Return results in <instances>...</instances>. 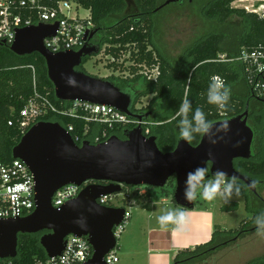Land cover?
I'll use <instances>...</instances> for the list:
<instances>
[{
	"label": "trees",
	"instance_id": "trees-1",
	"mask_svg": "<svg viewBox=\"0 0 264 264\" xmlns=\"http://www.w3.org/2000/svg\"><path fill=\"white\" fill-rule=\"evenodd\" d=\"M74 1L88 11L94 23L93 30L96 31L93 38L100 34L93 44L99 47V52L105 45L104 51L111 57L106 63V68L113 72H127L125 76L111 74L101 78L110 80L131 96L132 114L129 115V119L135 120L139 116L144 121L141 125L142 130L149 129L146 135L156 137L157 146L162 152L171 151L176 146L179 138L178 124L182 117L175 116V113L185 97L192 102L193 110L201 108L212 122L238 115L248 105L247 122L254 130L253 155L249 159L235 160L234 167L256 182L257 193L250 191L241 180L232 178L226 180H235L240 191L239 194L233 192L232 195L240 196L245 200L252 217L243 220L234 230H221L216 225L207 242L179 250L172 264H185L221 247L223 242L217 240L220 233L236 236L256 229L255 217L264 213V198L260 193L264 187V100L253 95L244 77L243 64L237 57L243 47L264 42V18L243 8L232 7L231 4L235 0H208L202 7L203 14L219 28L200 37L184 55L172 62L153 42L154 15L161 9L156 10V8L165 0H133L135 10L130 14L124 13L128 6L127 0ZM43 2L49 6L56 4V0H43ZM111 16L117 19L109 21ZM234 16L240 18L243 23V31L240 34H230L221 28L225 21ZM231 35L236 37L233 39ZM230 41L234 42L231 47L228 46ZM221 54L225 55L223 59L220 58ZM88 59L89 57L82 59L81 65L78 66L79 70L87 73L84 64ZM152 73L154 78L151 76ZM213 76L222 78L231 89L230 99L223 109L207 102V89ZM148 94L152 95L148 106L136 108L135 105L140 97ZM40 97H47L56 107V112H50L42 120L58 122L65 129L71 126V135L73 137L78 135L81 141L98 143L100 140L95 141L93 138L102 139L103 131L108 135L119 137L124 132L123 128L132 129L135 125L129 122L121 128L109 129L104 123L85 121L84 111L77 110L74 115L62 112L68 108V102L55 98L44 59L37 53L17 56L8 47L2 46L0 47L1 160L6 162L12 160V149L24 134L18 126L19 111L28 101ZM153 106L155 110L151 115L144 117L145 110ZM191 116L190 112L189 120ZM8 121H11L10 125ZM193 136L189 143L196 145L201 136L196 132ZM213 178L209 174L206 181ZM167 186H170L171 190L162 187L160 191L173 201L175 184L172 179L168 180ZM226 205L222 206V210L227 209ZM39 237L40 233L19 234L16 256L9 258L11 264L44 262L47 256L39 244ZM247 264H264V257L252 259Z\"/></svg>",
	"mask_w": 264,
	"mask_h": 264
},
{
	"label": "water",
	"instance_id": "water-1",
	"mask_svg": "<svg viewBox=\"0 0 264 264\" xmlns=\"http://www.w3.org/2000/svg\"><path fill=\"white\" fill-rule=\"evenodd\" d=\"M184 1L193 0H165L156 10ZM56 28L57 22L17 29L8 48L17 56L37 53L44 59L57 100L108 105L131 115L129 94L108 79L78 69L84 57L98 54L96 44L56 53L44 46V38L54 35ZM95 34L93 30L85 37ZM247 120L248 105L238 115L214 121L210 134L196 145L178 138L175 148L167 152L158 148L155 136L144 135L139 125L126 132L124 139L111 135L99 143L83 140L77 144L58 122L38 121L12 149V158L23 161L33 176L35 208L25 217L0 219V258L16 256L19 234L40 233L39 244L48 258L59 256L66 237L73 235L85 237L91 246V256L83 264H106V254L117 246L113 227L123 221L125 209L101 205L97 199L120 192L122 185L162 188L173 177V202L193 208L195 200L184 197L186 174L209 165L211 176L222 171L226 178L241 180L257 193L256 182L234 167L235 160L253 155L254 130ZM224 121L227 131L222 128ZM67 184L80 186V192L58 210L52 204L53 195Z\"/></svg>",
	"mask_w": 264,
	"mask_h": 264
},
{
	"label": "built area",
	"instance_id": "built-area-1",
	"mask_svg": "<svg viewBox=\"0 0 264 264\" xmlns=\"http://www.w3.org/2000/svg\"><path fill=\"white\" fill-rule=\"evenodd\" d=\"M262 1L263 3L259 6L252 4L250 7L242 6L241 8L264 18V0ZM79 8L82 7L74 0H56L54 6L45 4L43 0H0V47H9L13 43L17 29L55 22H57V28L54 35L43 40L44 46L49 51L53 53L77 51L86 43L93 44L90 43L92 38L86 39L85 34L93 31L94 23L89 13L85 17H80ZM220 58L223 59L224 54H221ZM237 59L243 64L244 77L253 95L264 100V42L243 47ZM77 110L85 112L83 116L85 121L104 123L109 129L121 128L129 122H133L134 127L144 123L141 118L130 120L128 115L108 105L80 100L68 102V108L62 112L74 115ZM50 112H56V107L47 97L31 99L19 111L18 126L25 133ZM8 124L10 125L11 121H8ZM66 130L71 134L72 127ZM142 132L146 135L149 129L145 128ZM110 136L103 131L102 139L96 137L95 141L102 142ZM72 138L76 143L81 141L78 135ZM147 187L149 186L143 188L142 185H122L120 192L100 196L97 201L104 206L117 207L110 205L109 199L111 196L121 195V200L127 204L132 202V197L135 202H139L141 197L149 196ZM80 189L81 187L75 184H67L59 188L53 195V206L59 210L65 202L75 198ZM34 208V181L28 167L20 159L12 158L7 162L0 159V219L25 217ZM124 209L123 221L113 227V234L117 241L130 218V212ZM65 240L64 250L59 256L47 257L44 262L37 264H83L91 256V246L85 237L69 235ZM115 248L106 254V264H115L118 261ZM0 264H11V261L9 258H0Z\"/></svg>",
	"mask_w": 264,
	"mask_h": 264
},
{
	"label": "rangeland",
	"instance_id": "rangeland-1",
	"mask_svg": "<svg viewBox=\"0 0 264 264\" xmlns=\"http://www.w3.org/2000/svg\"><path fill=\"white\" fill-rule=\"evenodd\" d=\"M207 1L195 0V2L191 3L169 4L161 7L160 11L154 15L153 42L170 61L175 62L200 37L219 28L215 23L206 19L203 14L202 7ZM261 3H263L262 0H236L231 6L241 8L242 6L250 7L252 4L259 6ZM127 5L124 13H133L135 10L133 0H127ZM78 14L80 17H85L88 15V11L84 8H79ZM116 19L117 17L111 16L109 21ZM221 28L230 34H240L243 31V23L240 18L234 16L225 21L221 25ZM231 37L234 39L236 36L231 35ZM233 44L234 42L230 41L228 46L231 47ZM104 48L105 45H103L98 54L89 56L88 61L84 64L87 73L96 77H107L111 74L120 76L127 75V72H113L106 68V63L111 60V57L105 53ZM151 76H153V73ZM151 97V94L141 96L135 107L146 108ZM146 110L152 111L155 110V107L153 106ZM95 138L93 139L95 140ZM170 179L175 184V179L173 177ZM167 185L168 181L164 187L171 190V187ZM142 187L146 188L144 185ZM147 189L149 196L141 197L138 203L132 197V202L127 204L121 200V195L118 197L111 196L109 199L110 205L126 208L131 213L117 241L115 250L119 261L115 264H127L128 260L131 259L126 253L127 249L132 246L140 248L143 246L144 235L139 230L146 226L147 216L151 210L149 200L159 203V207H164V204L170 201L169 197L161 193L160 188L149 186ZM199 191L197 189V193ZM260 193L264 198V187H262ZM162 198H167L168 201L163 203L159 202ZM194 200L196 205L207 206L208 204L199 194H197ZM169 203L175 205L173 201ZM234 203L236 206L233 207ZM224 204H227L226 210H222ZM219 205L220 207H218ZM213 213L215 218L214 222L221 230L237 229L243 220L252 217V214L247 209L245 200L237 195H232L225 199L220 197L214 199ZM233 236V234L220 233L217 240L223 242L221 247L205 254L202 258L194 259L185 264H247L252 259L264 257V237L257 235L256 229ZM144 254L145 252H143Z\"/></svg>",
	"mask_w": 264,
	"mask_h": 264
},
{
	"label": "clouds",
	"instance_id": "clouds-1",
	"mask_svg": "<svg viewBox=\"0 0 264 264\" xmlns=\"http://www.w3.org/2000/svg\"><path fill=\"white\" fill-rule=\"evenodd\" d=\"M231 95V89L225 81L219 76H213L207 89V102L216 105L218 108H225ZM192 113L189 120V113ZM175 116L182 117L178 124L179 138L190 142L193 139V133H199L203 138L210 134L213 122L210 121L201 108L193 110L192 102L185 97L181 102ZM224 131L228 129L227 121L223 122ZM215 142V141H212ZM207 169L200 167L186 174L184 197L186 200H194L199 194L201 198L211 201L220 197L222 199L231 197L233 192L239 194V187L236 186L235 180H226V174L218 171L215 177L207 180ZM255 182H253L254 184ZM199 189V193H197ZM160 228L167 230L169 225L173 226L174 232L186 231L188 222L187 215L182 209H169L157 217ZM254 224L257 235L264 237V213L255 217Z\"/></svg>",
	"mask_w": 264,
	"mask_h": 264
},
{
	"label": "crops",
	"instance_id": "crops-1",
	"mask_svg": "<svg viewBox=\"0 0 264 264\" xmlns=\"http://www.w3.org/2000/svg\"><path fill=\"white\" fill-rule=\"evenodd\" d=\"M167 201V198H162L159 202ZM149 202L151 210L147 216L146 226L139 230L144 235L143 246L141 248L132 246L127 249L126 253L131 257L127 264H172L179 250L193 248L210 239L216 226L213 213L214 200L207 201V206L195 205L193 208L176 206L169 203L170 201L169 204L165 203L164 207H159V203L150 200ZM169 209L185 211L188 218L186 231L174 232L172 225H169L167 230L160 228L157 217Z\"/></svg>",
	"mask_w": 264,
	"mask_h": 264
},
{
	"label": "flooded vegetation",
	"instance_id": "flooded-vegetation-1",
	"mask_svg": "<svg viewBox=\"0 0 264 264\" xmlns=\"http://www.w3.org/2000/svg\"><path fill=\"white\" fill-rule=\"evenodd\" d=\"M184 2H186V1H184ZM180 3H183V2H180ZM100 37V34L98 33L97 35H96V37L95 38H92L91 40H90V43H96L95 41L98 39ZM146 111V113H145V115H144V117H148L149 115H151V112L153 111H151V110H145ZM130 129H127V128H123V131L124 132H122L121 133V135H119V137L120 138H122V139H124L125 138V134H126V132H128ZM236 169V168H235ZM237 170V169H236ZM208 175H209V165H208V168H207V177H208ZM101 183V182H100ZM103 183H105V182H103Z\"/></svg>",
	"mask_w": 264,
	"mask_h": 264
}]
</instances>
